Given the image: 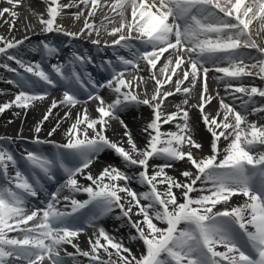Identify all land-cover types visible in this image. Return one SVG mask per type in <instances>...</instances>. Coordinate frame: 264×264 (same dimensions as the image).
<instances>
[{"label":"snow or ice","instance_id":"snow-or-ice-1","mask_svg":"<svg viewBox=\"0 0 264 264\" xmlns=\"http://www.w3.org/2000/svg\"><path fill=\"white\" fill-rule=\"evenodd\" d=\"M5 2L11 7L0 9V17L6 13L17 17L14 9L20 6V0ZM45 3L47 18L40 15L41 30L45 34L62 33L73 40L91 38L94 34L99 37L101 29L107 30V25L95 26L89 18L97 8L109 7L120 17V23L108 33L116 38L111 44L105 41L103 47L123 48L130 55H116L115 64L107 61L111 77L101 85L86 71L85 66L93 63L86 53L73 52L67 64H51L49 71L43 66L44 61L59 54L57 46L41 41L31 50L40 52L42 59L31 62L19 54V48L29 37L8 40L0 36V56L5 61L0 68L18 78L6 81L15 85L18 92L14 99L0 104V113L12 107L27 110L36 101L46 99V91L34 90L38 85L55 87L58 80L65 85L62 99L52 101L35 126L37 135L31 141L36 145L51 144L54 153L25 149L17 158L10 148L0 144V264H44L45 260L49 264H67L68 260L80 264L79 257L87 258L89 264H264V152L255 151L257 146L264 147V125L248 120L250 114L264 113V105L255 104V97L264 98V88L242 83L243 77L253 75L264 80V47L257 43L250 28L255 21L259 25L254 30L255 36L264 38L261 36L264 0H70L69 4L45 0ZM80 5L84 9L76 12L74 18L79 19L87 10L83 28L79 32L64 30L57 23L58 18H63V10ZM108 19L109 23L115 22V16ZM13 26L14 20L10 31ZM91 43L102 49L99 38L91 39ZM248 49L259 54L248 57L255 61L251 64L245 63L244 52ZM169 50L178 53L174 65ZM166 52L169 56L159 69L163 78H157L153 72L150 78L156 85L154 94L149 98L145 93L141 98L135 91L139 84L134 86L133 81L142 82L144 78H129L126 73L129 68L141 71V60L150 69H156ZM9 61L18 67H12ZM185 64L187 67H182ZM177 69L182 76L173 81V76H178ZM210 71L223 74L216 77L217 82L228 78L224 97L219 92L216 97L209 94ZM232 80L241 82L235 86ZM198 82L199 103L192 105L189 100ZM170 83L176 85L175 91H162ZM88 84L93 89H110L115 99L106 103L98 93L90 92L88 99L97 101V117H91L87 108H83L66 129L65 142L41 139L38 134L43 123L54 115L53 110L68 108L61 120L70 119L71 109L82 103L80 90H87ZM179 93L185 98L175 106L176 111L164 112L165 100ZM229 96L233 101L241 100L243 111L225 102ZM217 97L219 109L213 116L206 112V106ZM129 104L152 109L143 129L148 137L143 148L138 147L117 115ZM192 107L198 108L212 136L210 155L198 157L193 152L202 150L203 145L194 139L189 115ZM112 120H118L125 129L126 141H114L106 135ZM166 124H175L176 130H162ZM60 126L58 120L48 136ZM222 138L227 141L223 148ZM5 140L12 142L13 138L0 137V141ZM107 150L120 157L125 167L140 171L130 176L109 165L93 176L88 169ZM153 160L162 163L150 164ZM185 160L195 171L181 172L184 181L169 175L167 170L175 162ZM57 171L66 177L63 183L49 194L44 207L30 206V198H37L44 190L42 181L55 182ZM81 177L89 183L81 184ZM133 180L147 190L137 192L130 186ZM64 190L67 194L62 195ZM175 190H180L179 196ZM194 192L199 194L192 196ZM80 193L87 198L77 199ZM238 195L245 198L244 203L228 207L232 197ZM218 205L225 207L216 210ZM117 209L120 213L117 219L127 218L135 229V235L129 239L142 241L144 251L139 256L105 228L97 227L98 221ZM133 215L141 219L133 220ZM86 228L95 229L88 237L89 250L74 242ZM64 245H71L75 252H68ZM101 252L108 258L104 259Z\"/></svg>","mask_w":264,"mask_h":264},{"label":"bare ground","instance_id":"bare-ground-1","mask_svg":"<svg viewBox=\"0 0 264 264\" xmlns=\"http://www.w3.org/2000/svg\"><path fill=\"white\" fill-rule=\"evenodd\" d=\"M26 2V5H24L25 8L22 7V4H20L19 7L17 8V13L18 16L13 18L11 15L9 14H5L3 17H0V36L5 37L8 40H11L13 38L20 40L23 39L25 36L29 37L28 40L25 41L24 45L22 47L19 48V54L26 60V61H31L32 58H38V54H41L40 52H34L31 49L39 46L37 42H40L39 40L42 39L44 41H52L58 48L59 51L61 53H65V52H69L70 50H74V51H80L82 47L88 48L89 51H91V46L90 42L85 40L84 38L82 39H71L68 36L63 35L62 33H58V32H53V33H48L45 34L44 32H41L40 30L37 29V26H41L40 22H39V18L40 15L43 13H47V5L45 3V0H24ZM64 1L63 4H69L70 0H61V2ZM3 2H0V9H2ZM7 7V6H4ZM3 7V8H4ZM24 9V10H23ZM81 9H84L83 5H80L79 8L77 7H69L63 10V18H58L57 23L61 22L62 24H64L63 29L64 30H70L73 32H79L81 28H83L84 26V18L87 16V10L85 9V13L83 16L80 17V21L79 19H75L74 18V14L78 11H80ZM15 10V9H14ZM44 16V14H43ZM115 16V22L116 23H120V17L117 16L114 12H111V9L108 8L107 6L103 7V8H97L95 15L93 17L89 18V22L93 23L92 20L97 19L98 21H96L95 26H100L101 23L100 21H107L109 23V19ZM10 18H12V20L15 21V23L17 24V30L18 32L13 34L9 32V26H8V22L10 20ZM45 18V17H44ZM72 18V20H71ZM7 21V22H6ZM79 21V22H78ZM92 21V22H91ZM78 22V23H77ZM66 23V24H65ZM115 23V25H116ZM94 24V23H93ZM112 24V23H111ZM115 25H113V27H116ZM259 25L254 21L253 24L250 26V28L253 30V35L254 38H257L255 36V29L258 28ZM112 29V28H111ZM110 32V29L104 30L101 29L100 30V37H97L102 41L107 40V41H112L113 39H115V36H111L108 33ZM19 33H23V35L20 36ZM95 35V34H94ZM38 39V40H37ZM264 42V41H263ZM259 41V38L257 39V43L259 45H264V43ZM94 46V50L96 51H101V48H98L96 45ZM64 47V48H63ZM115 50H121V48L119 47H114ZM10 51H16V50H10ZM78 51V52H79ZM67 54V53H66ZM245 54V58L250 60L248 61L246 64H251L254 63V60L249 59V56L252 57H258L259 54L256 52L255 49H250L247 52H244ZM4 59V57L0 56V60ZM11 64L14 65L13 62H10ZM141 71L139 72H135L134 74L128 75L129 78H131L132 76H140L143 77V81H139V80H135L133 81V85L135 86L137 83L139 84V87L136 88L137 90L143 92V94L145 95V93L147 94V97H151V95L154 94L155 91V82L150 78L152 73L155 72L153 69H150L149 66H142L140 67ZM162 68V64L158 63L157 64V68H156V76L157 78H163L161 72L159 71V69ZM1 70V69H0ZM255 71V70H253ZM4 75H9V72L5 73V71H3ZM256 75L250 76V77H243V81L247 82L250 84V86H255V87H259L264 85V81H261V79L258 77H255ZM2 78V77H0ZM227 81V79L223 82V83H219L220 86H223L225 84V82ZM237 81L232 80V83H236ZM170 84H166L164 87L171 85ZM238 86V85H236ZM163 87V88H164ZM162 88V89H163ZM0 89H3V91L0 90V104H3L5 102H9L12 99H14V94L18 92V89H14L8 85H5L3 83H0ZM37 92H44L46 91L48 93L46 99L42 100V101H36L34 103V106L30 107L27 110H22L16 107H12L9 108L7 110H5L3 113H0V137H11L13 138L12 142H9L7 140L5 141H0V144H4L5 146H7L8 148H10L11 150L13 149L12 145L14 144L13 141H16V144H21L18 145V147H22L21 151H24L25 149L28 150H39L44 152L45 154H51L53 151H55L54 147L51 144H43V145H36L33 144L31 142H28L26 140H21L22 138L19 137H30L32 140L34 138L35 135H37L34 131L35 126L42 120L43 116L45 115L47 109L51 106L52 101L53 100H57L59 101V97H56L52 95V93L49 90H46L43 87H39L37 89H34ZM198 89L195 86V88L192 91V95L191 98L189 100V103L192 104V101L195 99V94H197ZM219 95L220 97H224L225 91L224 89L219 90ZM109 96V95H107ZM107 96H104L107 97ZM103 97V95H102ZM216 97V96H214ZM185 98L184 94L179 93L176 94L175 96L171 97L170 99L173 100H180L179 104L182 103L183 99ZM218 98V97H217ZM217 98L213 99L214 104L212 107L217 106ZM226 103H230V104H234V106L236 107V109L238 111H243V109L238 106L234 101H232V99H230L229 97H227ZM94 104V101L90 102V103H84V104H80L77 105L75 108L71 109V118L67 119V120H61V118L64 116L65 112L68 111V108L65 107H59L57 109H54V115L50 116L49 119L47 121H45L42 125L41 131L38 134L39 137L41 139H51L57 143H63L65 142V131L66 129L69 128V126L71 125V123L75 120L77 113L80 112L83 108H87L89 114L91 117L94 118V111H93V107L92 106ZM255 104L257 106L260 105H264V99L260 98V97H255ZM167 106V101L164 102V106H163V110L166 109ZM95 107H97V104L95 105ZM208 110L210 111V108H208ZM125 111L130 112L132 115L135 116V120H137L138 124H135L136 126L138 125V128L135 127L134 125L132 126L131 124H129L127 122V120L125 119V115H123L120 111L117 113V115L119 116V118H124V124L127 125L128 130H130L136 144L138 145V147L143 148L148 137L145 134V132L143 131L142 128H144L145 126L143 125L142 120L140 119V116H143L142 114L144 113H150V109L147 107H140V106H127ZM171 112V111H169ZM190 124L192 127V132L194 135V139L196 141H198L199 143H201L203 145L202 150H196L193 149V152L195 153V155H197L198 157H203V156H207L211 154V150H210V144L212 141V136L211 134L206 131V133H203L202 130L200 129V127L196 126L195 123L196 121H201V116L198 114V116L195 118L193 115V113L191 112L190 109ZM213 115V114H211ZM60 120L61 126L60 128L51 136H48L49 131L56 125L57 121ZM196 120V121H195ZM248 120L252 121V122H256L258 126L260 125H264V113H257L254 115H248ZM177 122H181V121H177ZM140 123V124H139ZM131 125V126H130ZM175 128V124H170L169 126L163 127L162 129L164 131H168L170 129ZM176 129V128H175ZM125 129L122 127L121 124L119 123H115V121H110V126L109 129L107 131V135L114 141H120V140H124L126 141V137L123 136ZM227 144V141H224L223 138L220 141V147L223 148L225 147ZM125 147L127 148L128 145L125 143ZM24 149V150H23ZM108 151V150H107ZM104 152L100 155V157L91 165L90 169H88V171H90L93 176L98 175L101 170L109 165L115 166L119 169H121L122 171L128 173V168L125 167V165L123 163H121L114 155L113 153L110 152ZM256 152H263V147L259 146L255 149ZM19 158V157H17ZM157 161V162H156ZM158 163H162V161L160 160H153L150 161V164H158ZM21 166L23 167V162L21 161ZM132 167L129 168V170H131ZM185 170H191V171H195L191 164L188 163L186 160L185 161H177L174 164V167L168 169V173L169 175H172L173 177L177 178L178 180L184 181L185 179H183L184 177L181 176V172L185 171ZM151 171V169H150ZM66 177H59L58 181L63 183V181L65 180ZM183 179V180H182ZM80 183L87 185L89 183V181L83 179L82 177L80 178ZM123 183V182H121ZM130 186L133 189H141V190H145L146 187L140 185L136 180H133L130 184ZM198 186H199V182H198ZM177 192V195H180V190H175ZM67 194V191L64 190L62 192V195ZM199 193H192V196H197ZM78 197L83 198L86 197V194L80 193L77 194ZM245 201V198L243 196H234L232 197L230 203L227 205L228 207H233V206H237L240 204H243ZM181 202H183L181 200ZM35 207H40L39 205H37V203L33 204ZM225 207V205H218L216 210H222ZM42 208V207H41ZM135 211V209H134ZM120 215L119 210L117 209L115 212H113L112 214L104 217L103 219H101L100 221H98L97 223V227L102 226L103 228H105V230L109 233V235L115 237V239H119L123 241L124 245H128V246H133V244L129 241V239H126L124 237H122L121 235H119L120 232L114 230V229H106L107 226L104 224L106 222V220L108 219V217L112 218V223L114 228H118L121 227V221L122 220H126L127 218H122V219H117V216ZM133 217L135 218V220L141 219V217L135 216L133 215ZM160 227H165V225L160 224ZM120 229V228H118ZM128 231V229H126ZM95 231L94 228H86L85 233L81 234V236L79 237L78 241H74V242H78L80 247H85V248H89V244H88V237L92 235V233ZM10 235H13L12 233H10ZM103 243V241H102ZM138 247L135 248L133 246V253L136 254L137 256H139L140 254V250L141 247L139 245V243H137ZM111 251V250H110ZM142 252V251H141ZM101 256L104 259H107V255L104 254L103 252H101ZM113 259H116L115 256L112 257ZM79 261H86L87 258L84 257H79L78 258ZM44 264H47L46 261H44ZM67 264H71V260L67 261ZM89 264V261H88Z\"/></svg>","mask_w":264,"mask_h":264},{"label":"rangeland","instance_id":"rangeland-1","mask_svg":"<svg viewBox=\"0 0 264 264\" xmlns=\"http://www.w3.org/2000/svg\"><path fill=\"white\" fill-rule=\"evenodd\" d=\"M2 7V6H1ZM24 10V9H23ZM15 11H17V8H15ZM9 24H8V26L10 27V25L13 23V20H12V18H10V20H9V22H8ZM78 23V22H77ZM42 28V26H37V29L38 30H40ZM9 32L10 33H13V34H15V33H17L18 32V30H17V24L15 23V21H14V26L12 27V29H11V31L9 30ZM20 34V36L21 35H23V33H19ZM261 36L262 37H264V33H262L261 34ZM259 39H260V41L261 42H263L264 41V38H261V37H258ZM264 43V42H263ZM183 179H185V178H183ZM182 179V180H183ZM111 220V219H110ZM105 224V223H104ZM113 225V224H112ZM120 229H117V231L118 232H120L119 233V235H121L122 237H124V238H126V239H129V234H128V232H127V230L124 228V227H119ZM112 229H114L113 228V226H112ZM115 230V229H114ZM119 240V239H118ZM130 240V242L133 244V246L135 247V248H137L138 247V245H137V243H135V241H133V240H131V239H129ZM126 247H128V248H130L131 249V251L133 252V246H128V245H125ZM140 253H141V250H140Z\"/></svg>","mask_w":264,"mask_h":264}]
</instances>
